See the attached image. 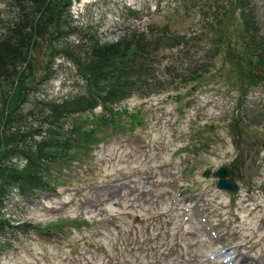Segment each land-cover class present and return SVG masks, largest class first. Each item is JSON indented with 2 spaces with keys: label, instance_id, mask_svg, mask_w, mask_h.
Listing matches in <instances>:
<instances>
[{
  "label": "rangeland",
  "instance_id": "rangeland-1",
  "mask_svg": "<svg viewBox=\"0 0 264 264\" xmlns=\"http://www.w3.org/2000/svg\"><path fill=\"white\" fill-rule=\"evenodd\" d=\"M9 1L0 0V42L16 18ZM228 1L219 0L220 16ZM205 3L70 0L77 31L66 46L75 57L43 59L37 52L41 63L28 84L33 85L27 94L30 103L19 105L9 117L7 128L16 136L40 125L37 109H32L35 102L62 101L83 89L87 72L76 58L86 65L91 36L111 44L133 31L149 35L167 27L186 37L187 44L154 49L144 86L115 105L136 115L137 123L130 124L124 114L120 128L100 127L83 158L51 170L49 191L22 198L15 185L7 189L0 217L32 228L14 232L17 239L0 255V264H225L214 257L223 248H232L230 256L239 258V264H264V196L259 191L264 190V52H243L239 20H232L234 26L223 29L221 41L212 46L218 35L209 33ZM244 3L259 22L263 45L264 0ZM231 46L239 48L236 53ZM21 50V62L13 63L18 73L30 69L22 65L26 56ZM259 54L260 64L248 61ZM47 64L51 67L43 71ZM197 69L201 77L184 80ZM95 125L90 121L87 127ZM10 161L24 164L15 157ZM220 168L228 169V179L239 186L233 195L218 190L211 175L202 177L204 171ZM70 221L83 224L77 229ZM57 222L63 223V232L33 228Z\"/></svg>",
  "mask_w": 264,
  "mask_h": 264
},
{
  "label": "trees",
  "instance_id": "trees-1",
  "mask_svg": "<svg viewBox=\"0 0 264 264\" xmlns=\"http://www.w3.org/2000/svg\"><path fill=\"white\" fill-rule=\"evenodd\" d=\"M247 1L229 0L223 7L226 8L225 15L220 16L218 11L221 2L206 0L203 11L205 21L210 23L209 33L215 32L218 35L212 41V46L221 41L223 29L229 28L228 26L239 20V44L244 45L243 52L253 53L259 48L264 52V43L260 44L262 36L258 34L259 22L257 23L250 10H247L248 5L244 3ZM69 2L70 0L9 1V10L16 18L11 26L5 28V35L0 42V173L4 175L3 181H0V201L12 185L16 186L22 198L49 191L51 188L47 179L51 170H56L61 162L68 163L72 159L83 158L97 140L93 135L100 127H121L123 122L120 116L129 113L127 109L118 111L114 107L118 101L138 92L139 85L144 86L142 82H146L150 77L148 71L153 67V59H150L152 51L171 50L180 44H187L186 37L175 36L167 27L157 32L150 30L149 35H146V31H133L111 44H101L95 35L91 36L86 65L76 58L78 65L82 66L80 69L84 73L87 72L83 89L80 88L73 97L62 101L35 102L32 109H37L35 115L40 125L34 129L26 127L28 130H24L25 135L16 136L7 128L9 117L17 111L19 105L30 103L27 94L33 85L28 84L33 80L37 63H41L36 60L37 52L40 51L39 55H42L43 59L46 55L52 59L58 54L72 59L75 57L74 52H70L66 46L67 39L77 31V27L72 26ZM235 10H239L238 19L235 17ZM129 14L136 16L131 10ZM203 34L206 35V31ZM21 48L25 50L26 56L22 65L27 63L30 69L18 73L13 63L18 60L21 62ZM238 49L234 46L230 48L234 53ZM254 59H258L257 63L260 64L262 55L248 57L250 63H256ZM50 67L47 64L42 69L48 71ZM199 77L201 75L197 69L194 77L184 75V80H196ZM98 107H101V112L96 114ZM88 115L93 118L89 119ZM15 118L17 120V116ZM128 120L130 124L138 122L134 114H129ZM90 121L96 124L92 129L87 127ZM31 125L33 126V122ZM13 157L21 159L24 164L12 163L10 160ZM69 223L77 229L83 224L79 221ZM27 228H32V225L20 222L13 226L10 221L0 217V255L11 249L17 239L15 233H25ZM33 228L41 233L57 234L63 232V223Z\"/></svg>",
  "mask_w": 264,
  "mask_h": 264
},
{
  "label": "water",
  "instance_id": "water-1",
  "mask_svg": "<svg viewBox=\"0 0 264 264\" xmlns=\"http://www.w3.org/2000/svg\"><path fill=\"white\" fill-rule=\"evenodd\" d=\"M204 177L209 176V171H205L203 173ZM214 177H219L221 178L217 184V188L220 190H230V191H235L237 189V186L235 184H232L230 181L226 180L227 176V170L224 168L219 169L218 171L213 173Z\"/></svg>",
  "mask_w": 264,
  "mask_h": 264
},
{
  "label": "bare ground",
  "instance_id": "bare-ground-1",
  "mask_svg": "<svg viewBox=\"0 0 264 264\" xmlns=\"http://www.w3.org/2000/svg\"><path fill=\"white\" fill-rule=\"evenodd\" d=\"M234 260H236V259H234ZM242 264V263H241ZM249 264V263H248ZM256 264H258V263H256Z\"/></svg>",
  "mask_w": 264,
  "mask_h": 264
}]
</instances>
